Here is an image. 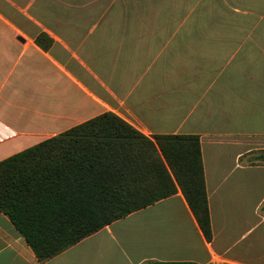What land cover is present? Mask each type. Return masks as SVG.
Masks as SVG:
<instances>
[{
  "label": "crops",
  "instance_id": "0c3cea01",
  "mask_svg": "<svg viewBox=\"0 0 264 264\" xmlns=\"http://www.w3.org/2000/svg\"><path fill=\"white\" fill-rule=\"evenodd\" d=\"M106 112L198 136L211 241L178 191L44 262L0 212V264H264V0H0V161Z\"/></svg>",
  "mask_w": 264,
  "mask_h": 264
},
{
  "label": "trees",
  "instance_id": "16d2710c",
  "mask_svg": "<svg viewBox=\"0 0 264 264\" xmlns=\"http://www.w3.org/2000/svg\"><path fill=\"white\" fill-rule=\"evenodd\" d=\"M178 191L210 242L198 136L148 138L110 112L0 161V212L40 262Z\"/></svg>",
  "mask_w": 264,
  "mask_h": 264
},
{
  "label": "rangeland",
  "instance_id": "374dc122",
  "mask_svg": "<svg viewBox=\"0 0 264 264\" xmlns=\"http://www.w3.org/2000/svg\"><path fill=\"white\" fill-rule=\"evenodd\" d=\"M264 152V151H263ZM262 152H255L253 155H251L247 160L254 161V162H260L259 160L255 161V159H258L257 157L261 154Z\"/></svg>",
  "mask_w": 264,
  "mask_h": 264
}]
</instances>
